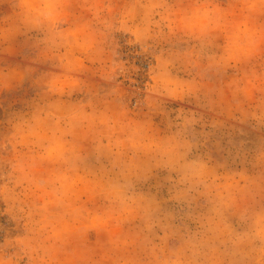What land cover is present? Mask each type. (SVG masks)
<instances>
[{"label": "rangeland", "instance_id": "1", "mask_svg": "<svg viewBox=\"0 0 264 264\" xmlns=\"http://www.w3.org/2000/svg\"><path fill=\"white\" fill-rule=\"evenodd\" d=\"M261 154L260 0H71L0 38V264H264Z\"/></svg>", "mask_w": 264, "mask_h": 264}, {"label": "clouds", "instance_id": "2", "mask_svg": "<svg viewBox=\"0 0 264 264\" xmlns=\"http://www.w3.org/2000/svg\"><path fill=\"white\" fill-rule=\"evenodd\" d=\"M71 0H46L41 10H36L33 6L32 0H16V6L23 12L20 17L19 25L0 28V38L10 39L13 35L20 31L21 26L27 27H39L40 24L50 18V14L53 10H59L67 13V9L70 6ZM261 4H264V0H260ZM258 159H264V154ZM130 199V197H129ZM123 202V200H121ZM252 239H259L264 241V211L258 214L257 230L253 234ZM264 251V248L261 249Z\"/></svg>", "mask_w": 264, "mask_h": 264}]
</instances>
